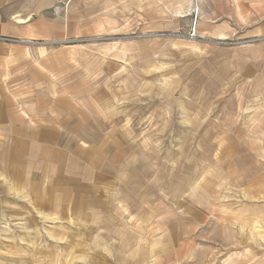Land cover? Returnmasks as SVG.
Listing matches in <instances>:
<instances>
[{
	"label": "rangeland",
	"instance_id": "1",
	"mask_svg": "<svg viewBox=\"0 0 264 264\" xmlns=\"http://www.w3.org/2000/svg\"><path fill=\"white\" fill-rule=\"evenodd\" d=\"M48 12L82 31L61 45L99 54L111 199L62 222L6 217L0 264H264V0H57Z\"/></svg>",
	"mask_w": 264,
	"mask_h": 264
},
{
	"label": "crops",
	"instance_id": "2",
	"mask_svg": "<svg viewBox=\"0 0 264 264\" xmlns=\"http://www.w3.org/2000/svg\"><path fill=\"white\" fill-rule=\"evenodd\" d=\"M55 1L0 0V230L6 217L44 225L103 213L111 199L117 164L99 54L60 44L82 31L48 12Z\"/></svg>",
	"mask_w": 264,
	"mask_h": 264
},
{
	"label": "built area",
	"instance_id": "3",
	"mask_svg": "<svg viewBox=\"0 0 264 264\" xmlns=\"http://www.w3.org/2000/svg\"><path fill=\"white\" fill-rule=\"evenodd\" d=\"M190 35L191 37H194L196 35L195 30Z\"/></svg>",
	"mask_w": 264,
	"mask_h": 264
}]
</instances>
